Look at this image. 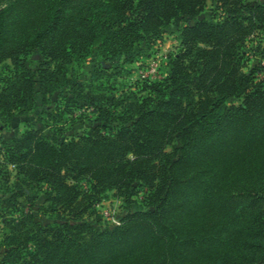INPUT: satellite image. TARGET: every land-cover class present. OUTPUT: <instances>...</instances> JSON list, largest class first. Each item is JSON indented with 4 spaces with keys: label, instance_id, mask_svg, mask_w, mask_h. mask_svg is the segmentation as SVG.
Segmentation results:
<instances>
[{
    "label": "trees",
    "instance_id": "obj_1",
    "mask_svg": "<svg viewBox=\"0 0 264 264\" xmlns=\"http://www.w3.org/2000/svg\"><path fill=\"white\" fill-rule=\"evenodd\" d=\"M87 1L13 0L0 9V66L13 65L0 71L1 131L33 110L36 84L42 114L59 122L84 102L92 121L64 141L44 128L2 140L0 264H264V80L260 65L246 70L264 57V0H211L216 21L199 19L209 0H124L99 14L81 9ZM181 16L194 23L182 26L164 78L118 96L102 79L109 70L89 84L70 77L95 47L126 63L149 55ZM35 50L44 60L32 73L23 62ZM135 184L145 208L121 225L99 231L100 220L85 218L111 191L133 196ZM27 190L45 193L40 210L55 223L36 220L38 199Z\"/></svg>",
    "mask_w": 264,
    "mask_h": 264
},
{
    "label": "rangeland",
    "instance_id": "obj_2",
    "mask_svg": "<svg viewBox=\"0 0 264 264\" xmlns=\"http://www.w3.org/2000/svg\"><path fill=\"white\" fill-rule=\"evenodd\" d=\"M11 1L13 0H0V9L6 7V5ZM123 1L124 0H91L85 2V6L81 7V9H85L96 14H99V12L105 8H108L111 12H113L119 9V6ZM69 11L75 12L76 7H72V9L70 8ZM219 14L220 13L217 10L216 4L209 0L206 7L201 12L199 19L207 18L212 21H216L219 19ZM185 23H194V20L181 16L163 27L161 38H158L157 42L152 44V46L146 51V54L148 53L149 55H143L132 61V63H126L124 57L119 59L116 57L112 60L108 57H101L98 52L99 48L95 47L89 56L81 63L74 62L70 65V77L89 84L96 82L94 79L95 72L109 70L108 74L102 77V79H109L108 85H110L112 90H115L118 96L121 94L132 93L133 90L140 87L146 80L158 81V79L164 78L168 73L169 66L167 64V55L169 53L176 52L180 44V30ZM256 44L257 42L255 41H249L247 46L251 47ZM146 45L147 43L144 44V46ZM42 60H44V56L40 53V50L32 51V53L24 58L23 67L32 73L36 72ZM116 64L121 65V67L117 69ZM7 65L13 67L12 61L7 60V62L0 66V71L3 73V77L7 76L10 71V69L6 68ZM258 65H260L261 70L257 74V80H264V57H261L260 55L257 57H251L246 70L250 71L253 67ZM0 87H2V82H0ZM35 91L37 92V101L33 110L27 115L15 116L3 132L0 129V164L3 162L1 153L3 148L2 140L9 142L13 137L23 134L28 129L44 128V131L48 136L55 137L59 142L70 139L71 137H79L85 129H88V127L92 125V121L89 120L87 116L83 115V112L86 111L84 102L80 103L82 108L77 109L72 115H67L64 120H59V122L52 120L47 117L46 112L42 114V111L45 110L46 101L44 100L43 94L40 92L39 84L35 85ZM62 93L64 92L58 91V93L55 94V97H58V95ZM228 102L240 103V100L233 97L229 99ZM49 105V112H53L56 108L55 103ZM88 113L90 114L89 117H94L92 116L90 110H88ZM45 123H47L48 127ZM1 124L2 123L0 121V126ZM59 126H63L64 131L57 135V128H59ZM176 144L180 145V142L177 140ZM168 151H172V148L169 147ZM10 169H13V166H10ZM16 174V171H13V176L11 178L13 181L16 180ZM82 185L84 186V189H88L90 191V185L86 179L82 182ZM133 190V196H130V194L123 196V194L118 191H111L107 195V200H112V202L118 206L119 214L122 215L123 218H125V216H127L126 214L129 212H136L137 209L145 208L141 200L137 199L136 184ZM27 192L38 199L36 201V207L33 208V214L36 217V220L48 224L55 223V220H53L51 215L47 213L44 214L40 210V206L46 200L45 193L40 190H27ZM87 200H89V198H86V201ZM86 201L82 202L81 205L83 206ZM86 205H89V202ZM83 207H81L79 212L84 210ZM90 213L93 215H90ZM99 214L100 211L96 206L92 208L90 207L84 216L90 221H95L97 219L100 220V223L102 224L100 226H96L99 231L108 229L110 226L106 224L104 218L102 219ZM4 252H6L5 248L0 249V260L2 259Z\"/></svg>",
    "mask_w": 264,
    "mask_h": 264
},
{
    "label": "built area",
    "instance_id": "obj_3",
    "mask_svg": "<svg viewBox=\"0 0 264 264\" xmlns=\"http://www.w3.org/2000/svg\"><path fill=\"white\" fill-rule=\"evenodd\" d=\"M97 207L106 224H108L109 226H118L122 224L123 217L119 214L118 206L114 204L112 200L104 201L98 204Z\"/></svg>",
    "mask_w": 264,
    "mask_h": 264
}]
</instances>
